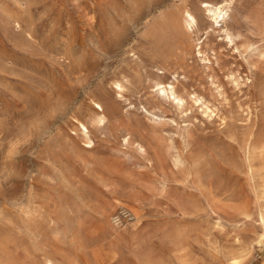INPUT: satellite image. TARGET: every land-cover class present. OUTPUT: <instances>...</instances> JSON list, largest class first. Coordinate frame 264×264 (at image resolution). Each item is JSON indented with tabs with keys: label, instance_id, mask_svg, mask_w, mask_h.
Wrapping results in <instances>:
<instances>
[{
	"label": "rangeland",
	"instance_id": "obj_1",
	"mask_svg": "<svg viewBox=\"0 0 264 264\" xmlns=\"http://www.w3.org/2000/svg\"><path fill=\"white\" fill-rule=\"evenodd\" d=\"M263 205L264 0H0V264H264Z\"/></svg>",
	"mask_w": 264,
	"mask_h": 264
},
{
	"label": "bare ground",
	"instance_id": "obj_2",
	"mask_svg": "<svg viewBox=\"0 0 264 264\" xmlns=\"http://www.w3.org/2000/svg\"><path fill=\"white\" fill-rule=\"evenodd\" d=\"M231 2V1H230ZM202 3H203V7H204V11L207 13V15L209 16V18L212 20V22L214 23V24H217V26H218V24L220 25V27H224V23H225V20H226V18L228 17V15H229V11H230V6H229V2H222V3H218V2H214V1H202ZM206 4H208V5H211V6H209V7H205V5ZM186 11V10H185ZM186 13V22H187V24L190 26V27H192L191 25H193V24H196V19H195V16L191 13V12H189V11H187V12H185ZM10 19V18H9ZM9 21V20H8ZM212 22H211V25H212ZM13 24V23H12ZM17 25V24H16ZM223 25V26H222ZM194 26V25H193ZM214 27V26H213ZM216 28V27H215ZM218 28V27H217ZM214 29V28H213ZM222 29V28H221ZM219 30H220V28H219ZM219 30H218V32H219ZM222 32L225 34V37L224 38H229L230 39V41H232L233 39L231 38V34L229 33V31L226 29V28H223L222 29ZM233 43V42H232ZM232 45V44H231ZM233 46V45H232ZM200 48V47H199ZM201 49V48H200ZM199 52H200V50H199ZM198 52V53H199ZM205 55V54H204ZM205 58H206V55H205ZM78 59V58H77ZM207 59V58H206ZM208 60V59H207ZM172 82V81H171ZM111 83V82H110ZM114 85H115V92L118 94V96L119 97H124V91H125V86H124V84L122 83V81H115L114 82ZM156 86H157V94L159 95V93H166V94H170V96H172L173 97V99L174 100H176L177 101V104L179 105V106H181V105H183V103L181 104V102H183V98L178 94V92L176 91V89H175V86H174V84L173 83H167V84H164V83H161V82H157L156 83ZM113 88V87H112ZM104 92V91H103ZM156 93V92H155ZM100 96V95H99ZM194 97V96H193ZM196 98H197V96H196ZM195 98V99H196ZM97 99V98H96ZM99 99V98H98ZM168 100V99H167ZM202 100V99H201ZM100 101V100H99ZM99 101H96V100H93V102L96 104V106H95V117H94V119H93V123L94 124H96V126H98V127H103V126H105L106 125V123L108 122V116H107V111H106V109L103 107V105L99 102ZM198 101V100H197ZM103 102V101H102ZM91 103V102H90ZM196 103V102H195ZM203 103H204V101H203ZM125 104H126V101H125ZM106 105V104H105ZM124 105V104H123ZM208 105V104H207ZM204 106V105H203ZM208 107V106H207ZM96 108H97V110H96ZM139 110V109H138ZM207 110H209L208 108H207ZM144 111H145V113L146 114H152V113H150L149 112V110L148 109H144ZM213 111V110H212ZM93 113V112H92ZM139 113V112H138ZM210 113V112H209ZM212 113V112H211ZM126 114V113H125ZM206 114V113H205ZM210 116H211V114H209ZM148 116V115H147ZM151 116H153V115H151ZM52 121V120H51ZM78 124H79V126L81 127V129H79L80 130V134L86 139V142L89 144L90 142H91V140H90V137H89V129L87 128V126L83 123V122H80V121H78ZM75 126V125H74ZM79 127V128H80ZM76 128V127H75ZM72 132V131H71ZM77 134V133H76ZM79 136V135H78ZM121 136H123L121 139H123V141L125 142V143H129L130 142V140H131V135L129 134V133H126L125 135L123 134V135H121ZM80 138V137H79ZM117 139V138H116ZM120 139V140H121ZM133 139V138H132ZM122 141V142H123ZM135 141V140H134ZM80 142V141H79ZM84 145V144H83ZM137 145V144H136ZM139 145V147H138V149H140L141 151H144V148H143V146L142 145H140V144H138ZM175 154V153H174ZM174 154H172V155H174ZM180 155V154H179ZM181 156V155H180ZM179 156V157H180ZM178 157V156H177ZM179 157H178V159H179ZM172 158V157H171ZM173 159V158H172ZM181 159H182V156H181ZM180 159V160H181ZM182 161V160H181ZM184 161V160H183ZM181 163V162H180ZM117 165V164H116ZM166 189V188H165ZM134 193V192H133ZM132 197V196H131ZM32 203V202H31ZM116 203V202H115ZM124 203V202H123ZM122 203V204H123ZM117 204H118V202H117ZM121 204V203H120ZM125 205H126V203H125ZM123 206V205H122ZM264 206V205H263ZM128 207V206H127ZM126 207V208H127ZM128 208H130V207H128ZM261 211V210H260ZM26 212V211H25ZM59 212V211H58ZM128 212V211H127ZM61 213V212H60ZM64 213V212H63ZM263 213V215H264V212H262ZM43 214H45L44 212H43ZM46 214H48V213H46ZM53 214V213H52ZM50 215H51V213H50ZM58 215V214H57ZM103 215H104V213H103ZM133 215V214H132ZM245 215H247V214H245ZM263 215H261V216H259L260 217V221H261V224H262V226H264V216ZM34 216V215H33ZM48 216H49V214H48ZM52 216V215H51ZM54 216H55V213H54ZM53 216V217H54ZM105 216V215H104ZM40 218V217H39ZM42 219L44 218L43 216L41 217ZM40 218V219H41ZM50 218V217H49ZM59 218H61L60 216H59ZM107 218H108V216H107ZM118 217L116 216V217H112V219L115 221V222H117L118 221V219H117ZM33 219V218H32ZM45 219V218H44ZM43 219V220H44ZM29 220V219H28ZM35 220H37V222L39 221V219L38 218H36ZM42 220V221H43ZM48 220V219H47ZM58 220V219H57ZM61 220V219H60ZM106 220V219H105ZM33 221V220H32ZM52 221V220H51ZM59 221V220H58ZM58 221H54V222H56V224H58L57 222ZM113 221V222H114ZM27 223H28V221H26ZM25 222V223H26ZM36 222V221H35ZM36 222V223H37ZM40 222V221H39ZM60 222V221H59ZM43 223V222H42ZM44 223H45V220H44ZM62 223V222H61ZM65 223V222H64ZM120 223V222H119ZM29 224V223H28ZM40 224H41V222H40ZM47 224L48 223H46V226H47ZM106 224H107V222H106ZM35 225V224H34ZM43 224H41V226H42ZM62 226H63V223L61 224ZM66 225V224H65ZM48 226H50V225H48ZM59 226H60V224H59ZM67 226V225H66ZM109 226V225H108ZM29 227H33V226H31V224H30V226ZM51 227V226H50ZM104 227V226H103ZM33 228H36L37 229V226H35V227H33ZM40 229H42L43 227H39ZM39 228L37 229L38 231H39ZM47 228V227H46ZM52 229H53V225H52V227H51ZM108 228V227H107ZM112 229H113V227H112ZM61 230V229H60ZM111 230V229H110ZM262 232H259V235H257L258 236V242H262V241H264V228L262 227ZM27 231V230H26ZM49 231V230H48ZM56 232H57V229L55 230ZM5 232V231H4ZM36 232V231H35ZM34 233V232H33ZM112 233V232H111ZM110 233V234H111ZM115 233V232H114ZM118 233V232H117ZM121 233V232H120ZM4 234V233H3ZM28 234H30L29 232H28ZM36 234V233H35ZM39 234V233H38ZM124 234V233H123ZM34 235V234H33ZM33 235H31L30 237H32ZM37 236V235H36ZM106 236L108 237L109 236V234H106ZM112 236H114V235H112ZM117 236V235H116ZM1 237V236H0ZM38 237V236H37ZM110 237V236H109ZM122 237V236H121ZM44 238V237H43ZM62 238V237H61ZM124 238H125V235H124ZM20 239H21V237H20ZM31 240L33 239V237L32 238H30ZM111 239V238H110ZM118 239H121L122 240V238H120V237H118ZM30 240V241H31ZM33 240H36V238H34ZM22 242V241H21ZM33 242H31L30 243V247H32V244ZM80 243H82V242H80ZM79 243V244H80ZM239 243H241V242H239ZM255 243V242H254ZM257 243V242H256ZM35 244V243H34ZM34 244H33V246H34ZM39 244V243H38ZM37 244V245H38ZM81 245V244H80ZM27 246H29V245H27ZM231 246V245H230ZM39 247V246H38ZM81 247V246H80ZM25 248V247H24ZM62 248V247H61ZM82 248V247H81ZM32 249V248H31ZM46 249V248H45ZM49 249V248H48ZM54 249H55V247H54ZM57 249V248H56ZM55 249V250H56ZM59 249V248H58ZM64 248H62L61 249V252H62V250H63ZM27 250V249H26ZM35 250H36V248H35ZM40 250V249H39ZM77 250V249H76ZM248 250V249H247ZM24 251H25V249H24ZM42 251V250H41ZM45 251V250H44ZM67 251V250H66ZM29 252V251H28ZM27 252V253H28ZM32 252V251H31ZM31 252H29V253H31ZM57 252H59V250L57 251ZM68 252V251H67ZM33 253V252H32ZM177 253V252H176ZM34 254V253H33ZM103 254V253H102ZM24 255V254H23ZM41 255H43L42 253H41ZM70 255V254H69ZM28 256H30V254H28ZM32 256V255H31ZM35 256H37V255H35ZM104 256V255H103ZM248 256V255H247ZM6 257V256H5ZM38 257V256H37ZM13 258V257H12ZM69 258H70V256H69ZM35 259V258H34ZM40 259V258H39ZM7 260V259H6ZM28 260H30V259H28ZM36 260V259H35ZM38 260V259H37ZM36 260V261H37ZM10 261H11V259H10ZM31 261V260H30ZM184 261H185V259H184ZM2 262V261H1ZM30 264H32V262L30 263ZM33 264H35V262L33 263ZM38 264H39V261H38ZM41 264H63V262H60L59 260H57L56 258H55V256H53L52 254H44L43 255V257H42V259H41ZM185 264H186V262H185ZM195 264V263H194ZM227 264H244V255H242V254H233V255H231L228 259H227Z\"/></svg>",
	"mask_w": 264,
	"mask_h": 264
},
{
	"label": "snow or ice",
	"instance_id": "obj_3",
	"mask_svg": "<svg viewBox=\"0 0 264 264\" xmlns=\"http://www.w3.org/2000/svg\"><path fill=\"white\" fill-rule=\"evenodd\" d=\"M209 6H211V5H208V4L205 5L206 8L209 7Z\"/></svg>",
	"mask_w": 264,
	"mask_h": 264
}]
</instances>
